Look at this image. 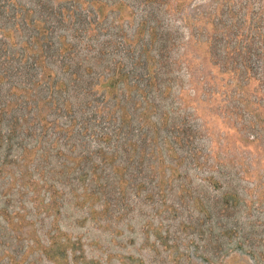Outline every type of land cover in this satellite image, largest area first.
Here are the masks:
<instances>
[{"label": "rangeland", "instance_id": "374dc122", "mask_svg": "<svg viewBox=\"0 0 264 264\" xmlns=\"http://www.w3.org/2000/svg\"><path fill=\"white\" fill-rule=\"evenodd\" d=\"M0 264H264V0H0Z\"/></svg>", "mask_w": 264, "mask_h": 264}]
</instances>
